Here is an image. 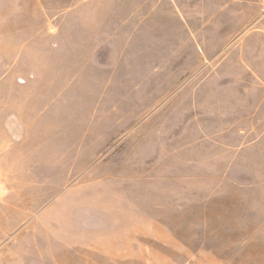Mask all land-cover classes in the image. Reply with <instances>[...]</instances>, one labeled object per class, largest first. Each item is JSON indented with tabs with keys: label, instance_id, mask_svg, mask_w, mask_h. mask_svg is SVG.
Listing matches in <instances>:
<instances>
[{
	"label": "rangeland",
	"instance_id": "rangeland-1",
	"mask_svg": "<svg viewBox=\"0 0 264 264\" xmlns=\"http://www.w3.org/2000/svg\"><path fill=\"white\" fill-rule=\"evenodd\" d=\"M255 1L199 44L257 73H190L134 0H0V264H264Z\"/></svg>",
	"mask_w": 264,
	"mask_h": 264
},
{
	"label": "crops",
	"instance_id": "crops-1",
	"mask_svg": "<svg viewBox=\"0 0 264 264\" xmlns=\"http://www.w3.org/2000/svg\"><path fill=\"white\" fill-rule=\"evenodd\" d=\"M134 0L133 7V19H149L148 22H136V25H160L164 27L163 34L150 33L145 34L143 36H147L148 38L143 39L144 41H158L157 36H163V40L165 43H168L175 38H180L176 40H180L181 43H187L189 47L194 48V50H187L184 47L180 51V55L176 56L178 59H191L196 64L195 68L186 69L185 71L190 73H199L205 68L207 65H213L215 63L216 67L219 68H229L231 62L233 61V65L237 66V69L242 70H250L252 73H257L256 70L248 63L247 58L243 54L236 55V62L234 61V55H230V53L221 56V48L218 51L203 52L202 46L199 44L202 41V37L204 41H209V37L220 34L223 30L222 27L227 26L228 17L225 15V11H222V6L220 5V0H149V11L142 16L140 14L137 15ZM154 2V4H153ZM256 3V1L254 0ZM88 3H84L86 5ZM80 5L76 4L74 7H70L69 11L72 14L73 10L78 9ZM224 18V19H223ZM86 30L89 28L90 24L85 23ZM174 29L175 33L172 32ZM84 36L83 38L74 39L77 41H110L113 40L111 38H103L104 34L97 33L95 35L90 34L88 32L80 35ZM93 36H98L97 39H93ZM139 34H133L132 38L124 39L126 41H138L142 40L139 38ZM160 40V39H159ZM192 43V44H189ZM221 57V58H220ZM220 58V61L218 60ZM166 59L168 57L166 56ZM207 63V64H206ZM167 64V63H166ZM206 64V65H205ZM232 65V66H233ZM167 66V65H166ZM184 67L183 63L180 65ZM198 68V69H197ZM235 69V67H231ZM263 79V78H261ZM188 84V83H186ZM207 84V83H206ZM205 86H208L206 85ZM204 86V85H202ZM211 99V98H210ZM263 102L260 104L259 108L263 107ZM197 115V114H196ZM196 115L192 118L193 120H199ZM201 114L197 116L200 117ZM260 118H257V121H260Z\"/></svg>",
	"mask_w": 264,
	"mask_h": 264
},
{
	"label": "built area",
	"instance_id": "built-area-1",
	"mask_svg": "<svg viewBox=\"0 0 264 264\" xmlns=\"http://www.w3.org/2000/svg\"><path fill=\"white\" fill-rule=\"evenodd\" d=\"M259 8V18L264 19V0H257Z\"/></svg>",
	"mask_w": 264,
	"mask_h": 264
}]
</instances>
